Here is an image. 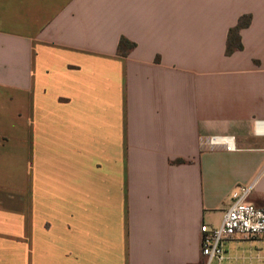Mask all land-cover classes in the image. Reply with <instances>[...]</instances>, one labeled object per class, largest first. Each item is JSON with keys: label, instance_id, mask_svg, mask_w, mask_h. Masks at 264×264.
Returning <instances> with one entry per match:
<instances>
[{"label": "crops", "instance_id": "1", "mask_svg": "<svg viewBox=\"0 0 264 264\" xmlns=\"http://www.w3.org/2000/svg\"><path fill=\"white\" fill-rule=\"evenodd\" d=\"M249 185L264 208V0H0V264H203Z\"/></svg>", "mask_w": 264, "mask_h": 264}, {"label": "built area", "instance_id": "2", "mask_svg": "<svg viewBox=\"0 0 264 264\" xmlns=\"http://www.w3.org/2000/svg\"><path fill=\"white\" fill-rule=\"evenodd\" d=\"M214 141V140H213ZM223 144L229 150L235 149L234 136L222 137ZM252 185L241 187L232 195V202L222 222L216 227L208 224L201 226V252L203 264H213L215 260L225 258V243L235 236L256 238L264 235V208L247 201Z\"/></svg>", "mask_w": 264, "mask_h": 264}, {"label": "trees", "instance_id": "3", "mask_svg": "<svg viewBox=\"0 0 264 264\" xmlns=\"http://www.w3.org/2000/svg\"><path fill=\"white\" fill-rule=\"evenodd\" d=\"M252 16L250 14L243 15L239 18L237 25L230 29L228 39H227V54H232L236 50L243 49V43L241 41V30L251 24ZM136 46V43L129 40L126 37H122L118 51L121 55H127L130 50H132Z\"/></svg>", "mask_w": 264, "mask_h": 264}]
</instances>
